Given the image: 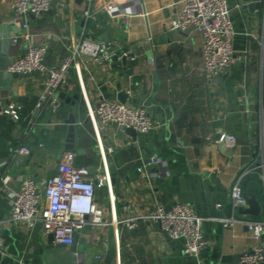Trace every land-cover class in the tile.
Here are the masks:
<instances>
[{"label":"crops","instance_id":"obj_1","mask_svg":"<svg viewBox=\"0 0 264 264\" xmlns=\"http://www.w3.org/2000/svg\"><path fill=\"white\" fill-rule=\"evenodd\" d=\"M12 1L0 0V24L19 28L10 36L19 41L0 63V264H237L256 242L243 222L264 221V0L259 8L254 0H228L236 58L218 78L204 71L200 33L171 29L178 0H140L117 16L103 10L108 0H56L41 16H28V28ZM87 10L96 16L85 17ZM86 38L137 58L125 63L114 57L110 67L77 59L59 89L57 114L37 107L45 72L6 76L11 61L31 45L46 44L45 65L57 67ZM103 99L146 108L155 127L134 138L128 128L102 124L96 108ZM10 105L20 107L19 119L5 113ZM72 125L75 148L83 151L75 152L76 164L88 167L96 183L106 178L96 191L105 223L88 224L66 246L41 221L33 228L5 221L22 177L44 185L56 174ZM222 132L236 135L237 144L220 142ZM22 146L28 155H17ZM153 155L159 163L148 162ZM240 178L244 208H252L249 197L259 204L247 214L231 196ZM157 203L168 210L189 204L202 218L208 245L200 262L184 254V239L171 238L145 217ZM133 218L139 225L130 229L126 221ZM225 219L235 222L227 226Z\"/></svg>","mask_w":264,"mask_h":264},{"label":"built area","instance_id":"obj_2","mask_svg":"<svg viewBox=\"0 0 264 264\" xmlns=\"http://www.w3.org/2000/svg\"><path fill=\"white\" fill-rule=\"evenodd\" d=\"M55 2L56 0H13L11 9L19 19H25L24 28H28V16H41L50 10ZM132 3L139 5L140 0H108L103 10L112 16L122 15ZM178 4L180 9L172 21L171 29L198 31L201 35L204 71L215 78L220 77L232 66L236 58L234 39L237 32L229 1L178 0ZM84 16L94 18L96 15L87 10ZM25 37L29 39L30 35L25 34ZM13 41L17 43L19 38L15 37ZM48 52L49 47L46 44L31 45L23 55L11 61L8 70L19 74L45 72V87L39 94L37 107L47 109L53 114H57L62 108L63 100L59 89L67 82L70 69L77 59L82 58L86 63L96 61L110 67L114 57L121 60L125 58L131 62L137 58L127 50L113 53L109 44L90 38L83 39L57 67L45 65ZM19 109L20 107L10 105L5 109V113L19 119ZM96 113L102 124L116 123L125 129L133 128L141 134H147L155 127L150 113L144 107L103 99L99 102ZM219 141L235 146L237 136L222 132ZM261 145L264 154V138ZM16 153L28 155L30 149L22 146ZM159 161L155 155L148 159L150 163ZM98 178L96 183L89 168L77 165L75 151L69 150L59 163L56 174L48 178L44 185L39 184L31 175L21 178L20 188L12 196L10 214L5 223L9 226L23 223L28 228H33L41 221L45 232L53 234L56 243L73 246L76 234L88 224L105 223L103 209L96 201V191L98 187L105 185L106 178ZM231 196L235 208L248 205L241 178L233 186ZM145 217L158 223L171 238L184 239V254L200 262L201 253L207 247L208 241L202 230V218L191 205L177 203L168 210L165 205L157 203L149 208ZM234 222V219H225L227 226ZM2 223L0 219V226ZM138 223L136 218L126 221L130 229L137 228ZM243 223L256 242L239 257L237 264H260L264 261V221L247 220ZM3 249L4 242L0 237V250Z\"/></svg>","mask_w":264,"mask_h":264},{"label":"water","instance_id":"obj_3","mask_svg":"<svg viewBox=\"0 0 264 264\" xmlns=\"http://www.w3.org/2000/svg\"><path fill=\"white\" fill-rule=\"evenodd\" d=\"M258 1V2H257ZM260 0H254V6H256L257 8H259L261 6V4H258ZM0 7H1V2H0ZM1 9V8H0ZM15 31L16 33L19 32V28L18 26H10L8 24H4V25H1L0 24V63H7V56H8V52H9V48H10V45L12 43H14L11 39H10V36H11V31ZM132 53V52H131ZM124 62L126 63V59L124 58ZM46 63V62H45ZM155 73H157V71H155ZM6 76L8 77H11V76H14V77H17V76H21V74L19 73H10V72H7L6 73ZM120 100L122 102H125V99L123 98V94L121 95L120 97ZM39 112V110H38ZM75 122V118L74 116L69 120V123L71 124H74ZM71 131L72 133L70 134V138L68 139V144L66 146V148L68 150H72V151H77L78 153H83L82 150H77L75 148V144H74V136H75V128L74 126L72 125L71 127ZM127 132L132 135L134 138L137 137V131L134 130L133 128H128L127 129ZM249 184L250 183H256L255 185H257V182H248ZM249 200V203L251 204L252 208L251 209H245V208H242V211L243 213L247 214V213H250L251 211H255V208L257 209L258 208V202L256 200V198L254 197H249L248 198ZM50 236L52 238H54L53 234H50Z\"/></svg>","mask_w":264,"mask_h":264}]
</instances>
